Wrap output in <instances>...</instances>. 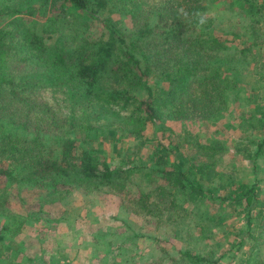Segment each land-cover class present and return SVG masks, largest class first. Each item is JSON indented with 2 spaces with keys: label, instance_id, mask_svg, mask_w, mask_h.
I'll list each match as a JSON object with an SVG mask.
<instances>
[{
  "label": "rangeland",
  "instance_id": "rangeland-1",
  "mask_svg": "<svg viewBox=\"0 0 264 264\" xmlns=\"http://www.w3.org/2000/svg\"><path fill=\"white\" fill-rule=\"evenodd\" d=\"M137 1L144 7L141 16L149 15L154 4L161 2ZM206 1L208 23L216 36L232 39L236 27L244 35L247 19L238 14L236 0ZM108 13L109 9L101 15ZM74 15L85 22L78 12ZM111 16L117 26L131 30L129 13ZM3 20L7 25L9 18ZM95 23L87 31L92 41L104 29ZM35 24L41 33L42 23H27ZM257 25L264 38V20ZM245 41L229 42L216 51L217 62L229 75L211 85L216 97L210 98L207 117L191 112L182 118L167 111L157 120L158 127L149 123L138 136L129 132L139 127L135 116L140 102L148 97L145 88L134 91L137 100L128 106L121 100L110 105L105 99L82 101L79 89L64 82L52 81L36 90L62 117L74 115L77 108L74 127L89 123V128L77 129L73 135L118 170L125 187L116 193L103 185L34 184L26 171L18 169L13 176L2 173L8 163H0V264H193L185 253L199 257L197 264H264V172L256 173V167L236 150L240 140L253 151L264 141V43L242 54ZM17 59L18 53L7 54L0 66L9 64L10 71L26 73L38 68L34 60L25 67ZM156 79L151 77L150 84L163 104L167 95ZM164 152L168 165L156 169ZM173 159L184 168L198 159L215 161L222 176L206 187L213 197L225 199L191 203L178 197L179 208L174 214L166 213L165 220L138 210L132 202L141 193L151 192L150 200L158 198L153 189L162 180L160 169L169 168ZM259 163L264 170V159ZM242 185L256 188L249 203L256 210L252 219L244 209L249 208L248 201L235 199Z\"/></svg>",
  "mask_w": 264,
  "mask_h": 264
},
{
  "label": "trees",
  "instance_id": "trees-1",
  "mask_svg": "<svg viewBox=\"0 0 264 264\" xmlns=\"http://www.w3.org/2000/svg\"><path fill=\"white\" fill-rule=\"evenodd\" d=\"M2 1L0 60L18 53L17 60L25 67L33 60L38 67L26 73L10 71L9 64L0 66V163H8L2 173L13 176L20 169L29 173L26 177L30 182L40 185H103L116 193L125 187L118 170L105 163L93 146H86L79 136L73 135L77 129L89 128V123L74 127L79 116L77 108L73 109L74 115L62 117L60 111L38 97L36 90L42 85L64 82L79 89L82 101L105 99L110 105L121 100L127 106L137 100L134 91L145 88L148 97L140 102L139 114L135 116L139 127L129 132L138 136L149 123L158 127L157 120L167 111L182 118L191 112L207 117L210 98L216 97L213 85L229 75L217 62L216 51L223 50L229 42L238 45L243 38L246 46L239 51L242 54L251 53L264 43L257 25L260 19L264 20V0H236L238 14L247 19V24L242 26L244 35L236 27L231 32L232 39H222L211 30L206 0H161L146 16L139 14L144 7L137 0ZM108 9V15L103 17L101 14ZM76 12L85 22L76 19ZM114 13H129L131 30L117 26L111 16ZM4 17L9 18L7 25ZM28 21L42 23V34L36 24L28 26ZM95 22L104 29L92 41L87 31ZM206 28L209 31L204 32ZM54 37L55 42H47ZM151 77L162 82L160 91L167 95L163 104L155 98ZM160 105L161 109L166 108L162 111ZM236 150L256 167V173L264 172L259 163L264 159V141L253 151L240 140ZM158 157L156 169L161 164L168 165L165 152ZM160 172L162 180L153 189L158 198L150 200L151 192L141 193L132 202L138 210L160 220H165L166 213L177 211L178 197L191 203L225 199L213 197L206 187L222 176L211 159L195 160L187 168L173 159L170 167ZM255 190L242 185L235 196L248 201L249 208L244 209L249 219L256 212L249 205ZM163 197L165 200L160 202ZM184 256L193 264L200 259L189 253Z\"/></svg>",
  "mask_w": 264,
  "mask_h": 264
}]
</instances>
